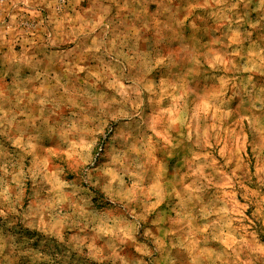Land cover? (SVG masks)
Wrapping results in <instances>:
<instances>
[{"label":"rangeland","instance_id":"1","mask_svg":"<svg viewBox=\"0 0 264 264\" xmlns=\"http://www.w3.org/2000/svg\"><path fill=\"white\" fill-rule=\"evenodd\" d=\"M0 264H264V0H0Z\"/></svg>","mask_w":264,"mask_h":264}]
</instances>
